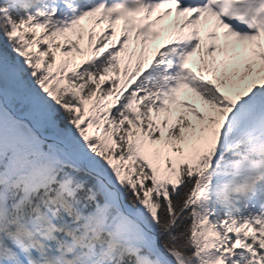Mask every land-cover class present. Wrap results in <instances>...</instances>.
Returning a JSON list of instances; mask_svg holds the SVG:
<instances>
[{"label":"snow or ice","instance_id":"obj_1","mask_svg":"<svg viewBox=\"0 0 264 264\" xmlns=\"http://www.w3.org/2000/svg\"><path fill=\"white\" fill-rule=\"evenodd\" d=\"M0 264H264V0H0Z\"/></svg>","mask_w":264,"mask_h":264}]
</instances>
